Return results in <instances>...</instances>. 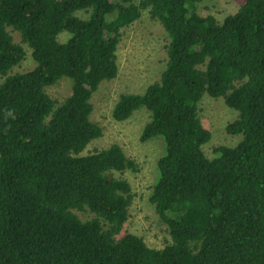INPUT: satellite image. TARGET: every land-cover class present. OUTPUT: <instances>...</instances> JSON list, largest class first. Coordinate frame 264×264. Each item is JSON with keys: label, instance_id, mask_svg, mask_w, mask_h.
<instances>
[{"label": "trees", "instance_id": "16d2710c", "mask_svg": "<svg viewBox=\"0 0 264 264\" xmlns=\"http://www.w3.org/2000/svg\"><path fill=\"white\" fill-rule=\"evenodd\" d=\"M202 1L0 0V264H264V0H225L223 20ZM145 13L168 36L166 66L111 115L146 109L139 140L164 142L149 196L170 239L159 249L123 230L137 162L116 144L86 150L102 136L91 98ZM26 48L34 66L17 72ZM63 80L57 101L47 88ZM205 96L236 113L225 132L239 137L211 158Z\"/></svg>", "mask_w": 264, "mask_h": 264}, {"label": "rangeland", "instance_id": "374dc122", "mask_svg": "<svg viewBox=\"0 0 264 264\" xmlns=\"http://www.w3.org/2000/svg\"><path fill=\"white\" fill-rule=\"evenodd\" d=\"M197 8L202 15H211L217 20H223L226 15L236 10V5L225 0H203L197 4ZM78 15L82 18L86 16L82 12ZM12 36L14 42H20L18 33L12 32ZM67 37V33H61L58 40L62 42ZM167 41L168 36L163 28L158 22L150 20L146 13L122 31L116 51L117 77L102 84L91 98L93 112L90 119L102 128V136L92 140L86 147L90 152L116 144L129 158L137 162L139 171L128 176L134 199L123 230L141 236L148 247L155 249L161 248L165 241L170 240L164 223L149 201L151 187L158 176L157 161L165 151L164 142L161 138L146 142L139 140L142 129L149 120L146 109L141 108L124 121H115L111 112L120 94L142 93L148 85L160 78L166 66ZM25 50L26 57L20 67L15 69L17 72L31 70L34 66L30 49ZM2 80L0 78V82ZM70 90V83L63 80L48 87L47 94L57 101H63L70 94ZM223 103L221 99L213 100L207 96L200 103L202 125L211 133L210 141L203 146L208 158L213 156L215 147L234 146L239 140V137L225 132L226 124L235 119L236 113Z\"/></svg>", "mask_w": 264, "mask_h": 264}]
</instances>
